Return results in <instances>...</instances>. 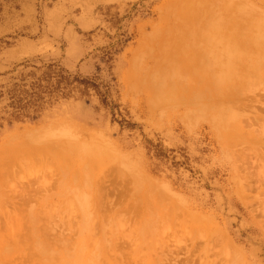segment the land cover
I'll use <instances>...</instances> for the list:
<instances>
[{"label":"rangeland","instance_id":"rangeland-1","mask_svg":"<svg viewBox=\"0 0 264 264\" xmlns=\"http://www.w3.org/2000/svg\"><path fill=\"white\" fill-rule=\"evenodd\" d=\"M210 1L0 0V150L23 149L37 137L49 143L75 133V147L87 144L89 153L98 152L105 166L100 163L102 169L88 172L77 164L76 154L67 164L61 161L63 169L56 163L38 168L47 172L45 180L20 170L27 179L23 185L31 187L22 190L20 185L17 193L0 190V204L4 194L11 196L7 206L0 205V264H94L95 257L98 264H264L261 128H241L245 139L228 140L229 125L226 132L225 126L222 132L214 123L218 131L213 128L210 110L199 108L198 115L197 105L179 106L177 96V104L172 96L159 100L149 86L158 81L160 69L164 72L161 64L170 62L160 58L167 49L163 40L172 37L165 31L176 25L180 34L188 24L190 37L212 38L201 30V22L205 27L215 16L224 17L227 12L216 9L225 3L233 10L226 5L222 9L234 11L235 17L237 10L238 19L255 16L264 24V0ZM176 16L188 18V23L178 25ZM247 30L242 33L249 38L254 32ZM214 41L222 51L217 47L204 56L208 44L198 49V56L194 53V58L214 55L211 63H201L203 69H212L210 74L215 70L211 67L236 57L230 43ZM216 71L206 78L218 79ZM164 79L168 86L171 79ZM258 85L247 95L251 116L264 114L263 85L257 90ZM172 92L175 95L176 88ZM96 184L104 190H96ZM144 192L150 200L140 204L141 211L133 210ZM85 197L90 209H85ZM97 198L102 209L93 213L90 200ZM6 207L19 214L12 226L6 212L2 214ZM117 209H129L123 229L115 215L109 216ZM31 212L41 216L36 220L38 237ZM41 239L48 241L50 250L38 247Z\"/></svg>","mask_w":264,"mask_h":264},{"label":"bare ground","instance_id":"bare-ground-1","mask_svg":"<svg viewBox=\"0 0 264 264\" xmlns=\"http://www.w3.org/2000/svg\"><path fill=\"white\" fill-rule=\"evenodd\" d=\"M212 1H210V3H212ZM214 1L216 2V0H214ZM201 2H202V0H201ZM223 3H225V1ZM220 4H222V3H220ZM223 5H226V3L220 5L221 9H220V7H218L219 9H216V11L221 10L223 12H227L224 17L222 15H220V13H219L218 15H220V17L215 16V19H213V21H211L210 23L206 24L205 27L203 26V23L201 22V26H202L201 30H206L207 32H209V34L212 36V38L209 37V38L201 39L203 37L202 35L198 38L197 37L193 38V36H195L194 34L192 35V37H190L189 36L190 32L187 31V28H189L188 24H187L188 21L187 22L185 21V20H188V18L186 19V17H184L181 19V17H179L180 19L178 20L177 19L178 17L176 16V22L179 21V23H180V21H182V23H183V21H184L183 24H185V23L187 24L186 25L187 28L185 26V29H184L186 31L183 32L182 34H180L182 32V30H181V32H179L180 30L176 29V28H178V26L175 24L176 22L173 23L174 25H176L174 28L176 31H173L174 29H170V30H168V28L166 29L169 31V33H168V31H165V33L167 32V34H169V35L171 34L172 37L170 36L171 38L163 40V42L166 41V43H167L166 44L164 42V44H166L167 49H166V51L164 49L163 50L164 52H161V54L164 55V58L162 56L160 59H165L164 61H167V59H169L170 62L168 61V64H166L167 62L166 63L164 62L163 64H161L163 61V60H161L160 64L163 66L165 65L164 68L165 67L166 68H165L164 72L162 69L159 70V72H158L159 76L157 77L158 83L153 82V83H150L149 86L152 85L154 87V90L156 92V96H158L157 98H159V100H162V98H164L165 96H167V97L172 96L173 99L171 98V100L175 103V101L178 102V99L177 100L175 99V101H174V98H176V96H177V98L179 97V102H178V104L177 103H175V104H177L179 106H184L185 108L189 109L191 106H193V108H194V106L197 105L198 107L194 108L195 112H197L196 110L199 108L203 109L205 111L210 110V111H208V112H210L208 117L210 120L209 124L211 126L213 125L212 123H214L215 127L217 126L216 128L221 126V128H219V131L222 129V126H225V128H226L225 129L223 127L224 131L231 129L230 132L229 131H227V132L225 131L226 133L224 132L227 136L226 139H228V137L229 138L232 137L231 138L232 140L234 138L237 140L238 136L241 137L242 139H245L247 134L240 133L241 128L251 129L253 127L258 126V130L260 128H261L260 129L261 131L264 130V114L263 113H261V114L253 113L255 115H253V116L249 115L252 113L250 111L251 110V108H250L251 103H249L251 101L247 96L249 94V89L253 88L251 86H253L255 84L261 85L260 83H262L263 86L262 85L261 86L263 87V91H264V26H261L263 23L259 24L258 20H254V18H256L255 16H253L254 18L252 17V19H251L250 17H247V15H246V17L249 19H247L246 17L244 19H243V17L238 19V17H237L238 12H236L237 10L235 11V13H237L236 14L237 16L235 17L233 14L234 11L232 12V10H233L232 6L226 5L227 8L231 7V9H232L231 10L229 8L231 10V14H230V13H228V11H229L228 9H226V11L222 9L224 7ZM213 13H214V11H213ZM217 13H218V11H217ZM194 14H195V12H194ZM210 14L213 15L212 13H210ZM228 14H230V15L228 16ZM196 16H198V14ZM200 16H199V19H200ZM209 17H211V16L209 15ZM233 17H235V18H233ZM173 18H175V17H173ZM191 18L189 19V21H191ZM201 19H204V18H201ZM192 20L195 21L194 19H192ZM252 20L255 22H258V23H256V25H255ZM200 21L201 20H199V23H200ZM260 21L262 22V20H260ZM173 22H174V20H173ZM179 23H178V25L181 24V23L180 24ZM257 24H259V25H257ZM245 27L248 28V30H247L248 34L251 35L252 32H254V34L252 36H249V38H248V36L244 37V34L242 33V32H244ZM194 28H196V27H194ZM188 30L190 31V29H188ZM195 30H197V28L194 29V33L196 32ZM249 30H253V31L249 32ZM229 31H232V34ZM172 32L174 34L176 32L177 35L175 34V36H174V34ZM226 32H227V34L229 32V34H231L232 36L236 35L237 39L233 41L234 38L230 37L231 35L228 36L229 34L228 35L224 34ZM233 32H235V34H233ZM244 33H246V31ZM169 35H168V37H169ZM218 36H220V38L222 40H224L222 38V36H224V38H226V39H228L229 37L232 39L233 44H232L231 40L229 42V39L227 41L225 40L223 42L224 43L226 42V44L230 43L231 44V45L229 44L230 47L231 46L235 47L236 51H233V52L235 54L234 56H236V57H234V59L232 57L231 59L235 60V58H236L237 60H239V63H238V61H235V62H237V63H235L230 58H228V59H226L227 62L222 63V65L227 63V65H225L224 67L222 65H220V67H217V65H216V67L215 66L211 67V68H215V70H213L214 73H213V71L211 73L212 75L215 74V71L218 68H220V69L223 68L222 71H220V70L216 71V73L219 72V74H218L219 77L217 79V78H215L216 77V75H215V77H214L215 82H214L212 79L213 77H210L212 75L210 73H208L212 69L209 70L208 68L206 69L205 67L203 69V66L208 64L207 62L211 63V61L214 58V57H212V56H214L212 54H211V56H208L209 61H207L208 59L206 57H204L205 54L208 55L209 50H210L209 54L217 52L218 50H221V51L223 50L218 45L213 46L216 43L214 41L215 39H217L218 44L223 43L221 41V39H219ZM245 36H246V34H245ZM242 37H244V38H242ZM189 38H192L194 40L196 38V40L193 42V40L189 39ZM219 41H220V43H219ZM172 42L174 44V47L172 45ZM208 44L210 45L209 46L210 49H208L209 47H206ZM211 46L213 47L212 49H211ZM200 47H203V48L206 47L207 49L205 48L204 50L203 49L200 50ZM217 47H219L220 49L218 48V50H214ZM169 48H172V50L169 51L168 50ZM222 48H223V46H222ZM198 49H199V51L203 50V52L208 50L204 54L202 52H200V54L202 53L204 55L203 56L201 54L203 59H201V56H200V58L197 57L198 59L196 57H195L196 59L194 58V55L199 53ZM225 50H227V48ZM195 51H196V53H195ZM247 52H248V54H249V52H250V54H252V53L254 54L256 52V55L252 54L251 56H249L247 54ZM230 53H232V52H230ZM239 53L241 54L240 57H238ZM246 54H247V56H246L247 60L245 58ZM196 56H198V54ZM209 57L210 58L212 57L211 58L212 60H210ZM223 57H221V58H223ZM205 58H206V60H205ZM172 60H173V62H172ZM228 60H229V62H228ZM203 61L204 62L207 61L206 64L203 63ZM230 61H232L234 63H230ZM201 63H203L205 65H203ZM213 63H215V62H213ZM246 63H248V64H246ZM221 66H222V68H221ZM165 71H168V72L171 71V72L168 73ZM207 73L210 74V76L208 75V77H210V79H209L210 82H209V80H207L208 77L206 78ZM165 77H166V79H167V77H169L171 79V81L168 80L169 78L167 79L168 80V86H166L167 84L165 82L166 80L164 79ZM182 77H184V79H185L184 81H182ZM159 79H162V80L159 81ZM163 80H165V81H163ZM161 81H163V82H161ZM175 85H177V86H175ZM259 85H258V87H260V88L257 87L258 88L257 90L262 88ZM173 88L174 89L176 88V91L178 92V94H177V92H175L176 94L174 95V93L172 92V90H174ZM154 90L152 92H154ZM191 91L196 92V96H197L196 100L194 101V104H193V99H195V95L193 92L192 93L193 95L190 96ZM253 91H256V90L253 89ZM172 93H173V95H172ZM250 93L252 94V92H250ZM262 93H264V92H262ZM253 94H254V92H253ZM191 97H193V98H191ZM246 100H247V103H245ZM256 102H259V101H256ZM218 104L221 105V107H222V110L220 109V111L218 110V108H219ZM216 106H217V110L219 112L216 110V108H215ZM213 110H216V111H213ZM189 111H192V110H189ZM246 111H248V112L246 113ZM263 111H264V109H263ZM198 112L196 114H198ZM187 113L189 114L188 110H187ZM198 115H200V114H198ZM204 115H205V113L203 114V117H204ZM207 115H208V113H207ZM189 118H190V116H189ZM206 119H207L206 121H208V118H206ZM191 122H193V119ZM214 125L212 126L213 128H215ZM226 125L227 126L229 125L230 129L229 128L227 129ZM256 129L257 128H255V130ZM252 130H254V129H252ZM259 131L257 132L258 135H261L264 137V133H262L260 131V133L263 134L262 135L259 133ZM221 132H222V130H221ZM228 132L232 133V136ZM251 133H253V132H251ZM251 133H249L248 135H251ZM40 134H41V136H43V135L48 136L49 132H41ZM40 134H38L37 136H39ZM228 135H230V136H228ZM62 136H63V134H62ZM66 136H67V134H66ZM234 136H236V137H234ZM77 138H78V135L74 133L73 136H71V137L68 136V138L63 137V138L58 139V140H52L49 143L47 141H46L47 143L46 142L42 143V141H41L42 138L40 137L38 139V137H37L32 143H29L30 145H26V147L23 149H17V150L16 149H10V148H9L10 150H6L7 148L1 149L0 150V190H12L14 193H17L18 192L17 190H19L18 187L20 185H23L24 182H27V179H25V177L23 175L19 174L20 170L23 172L36 174L37 176H39L38 174H41L42 178H44V180H45L46 179L45 176L47 175V172L44 170H39L38 168L41 169L42 167H44V168L49 167L50 164L56 163L57 167H59L60 169H63L62 162L67 164L66 161L73 160V158L71 156L76 155V154H79L78 155L79 160H78L77 164H82L81 167L82 168L85 167V170L87 169L86 171L89 172L92 168L98 167L99 164L101 163L100 162V156L98 155V152L94 153V154L89 153L90 149L88 148L87 144H84V143L81 145L79 144L78 148H79L80 153L79 152L75 153V150L78 151V148L75 147L76 141H74ZM248 138H251V137H247V139ZM49 139H51V138H49ZM40 141H41V144L39 143ZM37 145H39V146H37ZM7 151H9L10 153H8ZM80 154H82L81 155L82 157L80 156ZM106 154H107V152H106ZM114 162L115 161H113V163ZM74 163L75 162L72 161V166L75 167L77 164L76 163L74 164ZM101 164L104 166V163H101ZM109 167H111V166H109ZM113 167H111V168L113 169ZM104 168H105V166H104ZM100 169H102V168L98 167L96 169V171L100 170ZM52 175L54 176L53 173H52ZM38 178L39 177H37V179ZM87 181L89 182V179ZM38 182H39V180H38ZM28 183H30L29 180H28ZM41 184H43L42 186L46 187L47 182L43 181ZM91 184H92V181H91ZM131 184L133 187H136L135 182H133ZM24 186L25 185H23V187L21 186L22 190H26L25 187H31V185H28L25 187ZM96 186H97L96 190H104L101 188V186H98V184H96ZM45 187H43V188H45ZM144 194H145V196L141 195L138 197L137 200H139V201H136V204L134 205V206L138 205V208L135 207L133 210L137 209V210L141 211L142 206H141V208H139L140 204H142V205L144 203L146 204L147 200L148 199L150 200L149 193L147 196H146V192H144ZM97 195L99 197V194H97ZM4 197H5V199L0 204L1 207L7 206L6 204H7L8 200L11 199V196H7L6 194H4ZM80 199L82 200L81 197H80ZM90 202H91V206H92L91 210L93 213H95L97 211L101 212L102 205H99L98 198L96 199V202L95 201L92 202L91 200H90ZM86 208L90 209V205H89L87 197H85V209ZM4 212H6V214H7L8 224L11 226L14 225L15 224L14 222L16 221L14 219V215H16L19 218V214H17V212L10 211L8 209V207H6L5 211H3L2 214ZM124 212L125 213L129 212V209H125V210H122V209L118 210L117 209L116 211L110 210V212H109V216L112 217L111 214L115 215L117 225H120L121 223L123 224V226H120V229L122 227L124 228L125 225H127L126 223L129 222V221H127L125 223L126 218H127V215H126L127 213L124 214ZM31 213H32L31 220L33 221V225H34L33 229H35V231L37 233V235L36 234L35 235L38 237V235H39L38 231H39L40 226L38 225V223H36V220L38 218L41 219V216L39 214L36 215L33 212H31ZM0 214H1V212H0ZM131 214H130V218H131ZM120 229H119V232H120ZM13 230L16 231L17 228H14ZM17 233L20 234V228H19V231ZM118 236H119V234H118ZM37 244H38V247H40L44 251L50 250V244L48 243V241L41 239V240L37 241ZM93 262H94V264H98V257H95Z\"/></svg>","mask_w":264,"mask_h":264}]
</instances>
